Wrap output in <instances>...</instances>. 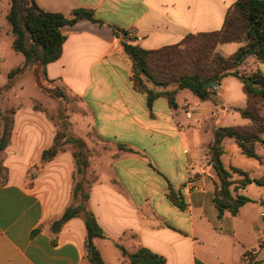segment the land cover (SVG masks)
Returning <instances> with one entry per match:
<instances>
[{
    "label": "crops",
    "instance_id": "crops-1",
    "mask_svg": "<svg viewBox=\"0 0 264 264\" xmlns=\"http://www.w3.org/2000/svg\"><path fill=\"white\" fill-rule=\"evenodd\" d=\"M236 1L37 0L45 10L66 15L78 8L92 10L104 22L81 18L64 27L63 52L47 65V81L83 99L98 139L115 151L113 158L100 160L101 171L88 200L106 234L95 239L106 264H131L120 245L129 252L147 248L163 256L165 264H264V187L252 183L240 189L252 201L236 215L226 211L220 217L214 203L220 180L210 163L209 148L214 131L227 125L204 128L203 122L206 114L239 112L232 107L215 112L213 99L202 100L191 90L194 97L188 96L187 102L197 113L187 106L177 111L178 102L173 107L163 96L149 107L147 96L132 85L131 61L122 44L127 34L145 49H159L188 34L220 30ZM9 8L10 4L5 16ZM114 26L120 29L118 34ZM2 33L12 49L10 24ZM242 44L224 43L218 50L229 56ZM17 62L23 65L25 57L19 56ZM252 67L264 73V62H253ZM228 77L234 76L223 78L216 88L218 102H226L219 90ZM242 119L231 126L249 124V119ZM54 135L53 125L40 111H15L10 143L4 150L7 179L0 181V264H89L82 217L52 229L71 202L72 153L61 152L45 164L33 184L27 182L28 171L41 161ZM231 139H224L226 167H238L253 178L263 176L264 145L256 144L260 161L245 155ZM228 145L234 155L240 154V165L226 163ZM196 176L203 179L202 191L190 189L189 181ZM174 193L184 208L172 199Z\"/></svg>",
    "mask_w": 264,
    "mask_h": 264
},
{
    "label": "trees",
    "instance_id": "trees-1",
    "mask_svg": "<svg viewBox=\"0 0 264 264\" xmlns=\"http://www.w3.org/2000/svg\"><path fill=\"white\" fill-rule=\"evenodd\" d=\"M6 18L14 36L12 47L24 55L25 63L11 69L8 82L0 87V93L9 90L14 84V79L33 70L48 79L47 65L62 55L63 44L67 38L63 30L66 25H73L81 18L98 24L104 23L96 18L92 10L78 8L71 15H66L45 10L37 0H11ZM113 28L118 34L120 29L115 26ZM231 42L243 44L229 56L218 50L219 45ZM122 44L131 61L132 85L135 90L147 96L149 107L154 100L162 96L168 98L173 107H177L176 95L183 89L191 90L202 100L216 101L217 94L216 90H213V82L219 84L227 76H234L242 82L247 105L233 109L250 122L247 125L218 127L214 131V141L209 148L210 163L220 180L214 195L219 216H223L226 211L233 215L238 214L242 206L252 201L250 197L238 191L252 183L264 187V175L253 178L238 167H226L222 158L224 139L233 138L245 155L262 161L256 144L264 145V73L259 68L253 70L247 61L252 58L253 62H264V0H237L230 8L220 30L188 34L174 45L145 49L131 42L127 34ZM60 95L61 92L56 93V96ZM2 117L5 123L0 134V153L9 145L13 131V120L7 115ZM62 139L63 134L58 133L54 143L43 151L42 163L53 160L64 151ZM120 149L134 152L124 145H120ZM74 156L78 167L87 165L88 162L76 153ZM172 199L184 208L175 193ZM88 200L89 191L85 188V181L79 180L74 185L71 203L61 217L53 222L52 229L57 230L74 217H82L87 230L86 257L89 264H106L95 244V239L105 238L106 234L89 209ZM38 231L39 229H36L34 234ZM119 247L131 264L166 263L163 256L147 248L141 247L135 252H129L123 246Z\"/></svg>",
    "mask_w": 264,
    "mask_h": 264
},
{
    "label": "rangeland",
    "instance_id": "rangeland-1",
    "mask_svg": "<svg viewBox=\"0 0 264 264\" xmlns=\"http://www.w3.org/2000/svg\"><path fill=\"white\" fill-rule=\"evenodd\" d=\"M8 4L11 6V0H0V30L2 32H4V25L9 24L5 16ZM2 34L0 36V57L3 60L0 64V86L8 82L7 72L11 68L18 67V57L23 58L24 56L16 52L13 48L9 49L6 46V42L8 41L5 36L6 33ZM247 62L252 66L253 62L251 58ZM252 69L254 70L253 67ZM228 78L226 80L227 82L225 84L223 83L222 89L219 90V92L222 91L221 95L226 102H218L217 94V100L214 103L216 106L214 108L215 112L219 110V112L222 111L225 113L226 109L230 107L240 108L246 103V97L239 79L235 77ZM13 86V88L0 93V134L4 129L5 123L2 116L7 115L10 120L12 119L14 121V113L18 108H32L35 111H40L54 127V140L58 133L63 134L64 151H69L74 157L75 168L72 173V192L74 185L79 180L85 181V188L90 191L91 186L97 181L101 171L98 170L100 160L104 158L110 159V157L113 158L115 151L108 144L100 142L98 139L94 131L92 116L83 99L62 86L51 84L44 78L43 74H38L34 70L14 79ZM58 92H61L62 95L56 96ZM188 96L194 97L190 90L185 89L180 91L176 97V102H178L179 107L175 109L182 111V108L187 106L191 112L197 113L198 109L196 107L189 106L187 102ZM223 105L225 106L224 108L221 107ZM230 112L232 113H226L225 115L220 113L214 117L206 114L205 121L203 122L204 128L212 127L215 124L231 126L243 120L239 113L235 111ZM262 114H264V106L262 108ZM192 122L196 123V120H192ZM75 153L82 160L88 162L86 166L81 165L78 167L74 156ZM4 154V151L0 153V181L7 179V167L4 166ZM227 155L228 158L225 157L226 163H236V166L240 165V154L234 155L229 145L227 146ZM45 164L40 161L32 166L27 174L28 184H33L32 182L35 176H38L44 171Z\"/></svg>",
    "mask_w": 264,
    "mask_h": 264
},
{
    "label": "built area",
    "instance_id": "built-area-1",
    "mask_svg": "<svg viewBox=\"0 0 264 264\" xmlns=\"http://www.w3.org/2000/svg\"><path fill=\"white\" fill-rule=\"evenodd\" d=\"M217 86H218V84L216 83L213 86V90H216ZM187 116L191 117V113L187 112ZM189 184H190L191 191H202L205 188L203 179L201 177H198V176L190 179Z\"/></svg>",
    "mask_w": 264,
    "mask_h": 264
},
{
    "label": "water",
    "instance_id": "water-1",
    "mask_svg": "<svg viewBox=\"0 0 264 264\" xmlns=\"http://www.w3.org/2000/svg\"><path fill=\"white\" fill-rule=\"evenodd\" d=\"M215 84H216V82H213V83H212V86H214Z\"/></svg>",
    "mask_w": 264,
    "mask_h": 264
}]
</instances>
